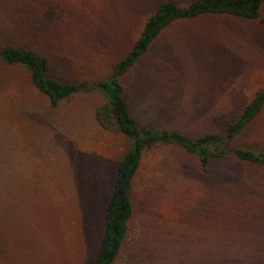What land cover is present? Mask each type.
<instances>
[{
    "label": "rangeland",
    "instance_id": "374dc122",
    "mask_svg": "<svg viewBox=\"0 0 264 264\" xmlns=\"http://www.w3.org/2000/svg\"><path fill=\"white\" fill-rule=\"evenodd\" d=\"M162 1L0 0V47L40 52L51 77L91 86ZM119 79L138 125L218 132L264 90V22L174 23ZM104 102L89 90L49 110L24 69L0 63V264H92L127 149L94 120ZM263 146L264 108L229 148ZM130 201L117 264H264V167L225 158L202 172L194 158L159 145L142 153Z\"/></svg>",
    "mask_w": 264,
    "mask_h": 264
},
{
    "label": "trees",
    "instance_id": "16d2710c",
    "mask_svg": "<svg viewBox=\"0 0 264 264\" xmlns=\"http://www.w3.org/2000/svg\"><path fill=\"white\" fill-rule=\"evenodd\" d=\"M264 0H190L178 5L171 0L158 3L144 19L143 25L125 54L112 65L104 79L87 86L84 81L59 82L49 74L48 58L27 47H0V63L22 68L30 85L55 110L75 94L95 90L105 102L95 109V122L106 131H113L127 141L125 153L118 159L112 186L101 213V230L92 264H117L123 245L129 236L132 215L130 191L144 151L159 145L174 146L196 160L202 172L217 160L232 158L238 162L264 167V146L259 148L233 147L230 143L264 108V90L256 91L236 116L224 121L218 132H205L196 137L157 125H138L123 98L120 77L126 74L149 49L154 40L177 22L193 21L202 17H233L263 23Z\"/></svg>",
    "mask_w": 264,
    "mask_h": 264
}]
</instances>
